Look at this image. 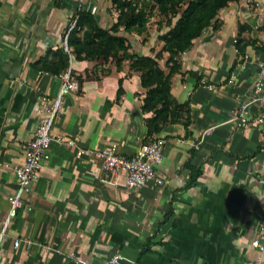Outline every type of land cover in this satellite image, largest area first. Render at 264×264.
<instances>
[{
  "label": "crops",
  "instance_id": "obj_1",
  "mask_svg": "<svg viewBox=\"0 0 264 264\" xmlns=\"http://www.w3.org/2000/svg\"><path fill=\"white\" fill-rule=\"evenodd\" d=\"M78 4L0 0V224L17 187L14 167L38 122V98L54 96L60 86L56 73L40 67L42 59L46 65L58 60L53 51L64 48ZM93 4L98 25L109 28L118 9L111 0H84L81 9ZM217 17V26L208 25L179 53L171 76L170 92L188 101L190 122L166 123L151 135L146 119L152 111L142 109L146 88L128 60L117 67L111 58L77 59L69 51L79 86L64 95L51 132L74 144L50 142L49 157L2 239L0 264H101L115 251L124 255L122 264H255L264 258L251 244L264 213V121L254 120L264 108V83L255 87L264 60V48L256 46L264 47V0H232ZM156 18L145 31L128 33V52L154 56L161 48L158 35L165 29ZM119 32L126 33L123 26ZM162 54L164 67L168 53ZM240 104L250 116L245 124L232 119ZM156 136L165 139L158 180L141 187H125L121 176L112 183L92 153L75 155L76 146L111 143L130 155ZM187 160L202 169L189 186ZM15 237L33 242L14 246Z\"/></svg>",
  "mask_w": 264,
  "mask_h": 264
},
{
  "label": "trees",
  "instance_id": "obj_2",
  "mask_svg": "<svg viewBox=\"0 0 264 264\" xmlns=\"http://www.w3.org/2000/svg\"><path fill=\"white\" fill-rule=\"evenodd\" d=\"M230 1L232 0H111L112 5L118 9V15L109 28L99 26L91 11L78 9L73 16H76L75 23L67 32L66 43L77 59L111 58L117 67L122 60L127 59L129 68L139 72L141 85L146 88L142 109L152 111V115L146 119L148 134L159 132L166 123L182 120L187 126L190 122L189 103L176 101L170 92L171 76L179 65L177 57L204 28L211 23L217 26L218 11ZM154 15L158 18L153 21L165 29L158 35L162 40L161 48L154 56L128 52V33L145 31L148 21ZM120 26H123L126 33L119 32ZM256 46L264 48L263 45ZM239 49L243 51V45ZM69 51H65L63 47L57 48L53 52L58 55V60L46 65L44 57L40 67L59 74L68 67ZM163 52L168 53L164 67L158 61ZM71 73L77 79L72 69ZM121 81L119 78L118 93L122 91ZM153 138L155 137L147 141ZM184 165L190 169V180L186 184L189 186L195 183L202 169L190 163V160ZM171 211L170 202L166 217Z\"/></svg>",
  "mask_w": 264,
  "mask_h": 264
},
{
  "label": "built area",
  "instance_id": "obj_3",
  "mask_svg": "<svg viewBox=\"0 0 264 264\" xmlns=\"http://www.w3.org/2000/svg\"><path fill=\"white\" fill-rule=\"evenodd\" d=\"M83 1L78 0V9H81ZM243 1L247 3L251 0ZM95 10L96 5H91L89 11L93 13ZM75 20L76 16L73 18L71 27L74 25ZM64 48L69 51L66 42H64ZM258 66L259 70L255 87L260 90L264 83V60L260 59ZM57 76L60 79V86L56 94L54 96L42 94L38 98L37 125L32 131L31 137L26 141L23 162L14 167L17 187L7 197L9 205L6 217L0 224V245L11 219L22 203L21 195L29 189L32 182L38 177L41 162L49 157L50 142L56 140L67 145L74 144V141L70 138L54 135L51 132V127L55 117L61 111L64 95L71 90H76L79 86V81L72 75L69 65ZM233 76L232 74L229 81L232 80ZM209 86L211 87L212 84H209ZM232 119L238 120L242 124L249 121L250 116L247 113L246 104H240L232 109ZM254 120L257 122L264 121V108L256 113ZM164 143L165 139L163 136H156L150 141L140 143L130 155L119 152L116 143H111L102 148L76 146L75 155L80 157L84 154L92 153L100 160L102 169L112 176L110 179L112 183L117 184V178L121 176L122 184L125 187H141L150 181L158 180L155 165L162 158ZM21 242L24 243L25 247H30L33 241L28 237L23 239L15 237L13 239L14 246H18ZM251 244L260 253H264V213L259 221L257 232L251 240ZM124 258L120 251H115L101 264H122ZM255 264H264V258L257 257Z\"/></svg>",
  "mask_w": 264,
  "mask_h": 264
}]
</instances>
